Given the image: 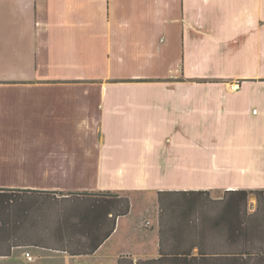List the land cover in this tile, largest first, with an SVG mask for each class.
I'll return each instance as SVG.
<instances>
[{
  "label": "crops",
  "instance_id": "crops-1",
  "mask_svg": "<svg viewBox=\"0 0 264 264\" xmlns=\"http://www.w3.org/2000/svg\"><path fill=\"white\" fill-rule=\"evenodd\" d=\"M261 189L264 0H0V264L157 258L148 202Z\"/></svg>",
  "mask_w": 264,
  "mask_h": 264
},
{
  "label": "trees",
  "instance_id": "trees-1",
  "mask_svg": "<svg viewBox=\"0 0 264 264\" xmlns=\"http://www.w3.org/2000/svg\"><path fill=\"white\" fill-rule=\"evenodd\" d=\"M4 191L7 193L2 199L6 205L14 201L17 192H27ZM174 193L182 195L183 202L159 211L158 257L139 259L135 264H264V189L229 190L220 199L201 190ZM251 195L256 201L253 212L247 208ZM97 196L114 198L109 203L114 216L129 213L127 199H117V195L108 192ZM166 200L159 197V206ZM169 217L172 219L168 220ZM119 264L133 263L121 260Z\"/></svg>",
  "mask_w": 264,
  "mask_h": 264
},
{
  "label": "rangeland",
  "instance_id": "rangeland-1",
  "mask_svg": "<svg viewBox=\"0 0 264 264\" xmlns=\"http://www.w3.org/2000/svg\"><path fill=\"white\" fill-rule=\"evenodd\" d=\"M184 176L186 177L187 174H184ZM198 181L199 182H206L207 181V174L204 173V174H199L198 175ZM214 191V190H213ZM215 192V191H214ZM214 195H219V194H213ZM209 196L211 197V193H209ZM149 200L150 197H148ZM183 198L180 197V196H177V197H174V198H169L167 199L165 202H163V205L162 206H159L155 201H152V203H149L147 204V207L150 209V211L153 213V217H155V224L157 223V217L159 216V211L160 209H165V208H168L171 204L173 205H176V204H180L183 202L182 200ZM154 200V199H153ZM255 202V203H254ZM138 207V206H137ZM247 208H248V211L249 212H253L255 209H256V201L254 199V197L251 195L248 197V201H247ZM212 213V211H211ZM172 218L169 217L168 220H171ZM149 220V219H148ZM144 227L146 228H150L153 226V222H151V220L147 221L145 220L144 221Z\"/></svg>",
  "mask_w": 264,
  "mask_h": 264
},
{
  "label": "built area",
  "instance_id": "built-area-1",
  "mask_svg": "<svg viewBox=\"0 0 264 264\" xmlns=\"http://www.w3.org/2000/svg\"><path fill=\"white\" fill-rule=\"evenodd\" d=\"M26 257H27L28 260H31V257H30V255L28 253L26 254Z\"/></svg>",
  "mask_w": 264,
  "mask_h": 264
}]
</instances>
